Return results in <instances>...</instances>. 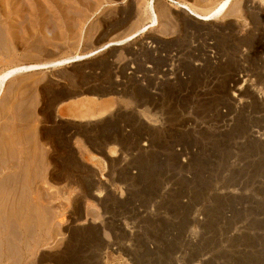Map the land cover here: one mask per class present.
I'll list each match as a JSON object with an SVG mask.
<instances>
[{"label": "rangeland", "instance_id": "374dc122", "mask_svg": "<svg viewBox=\"0 0 264 264\" xmlns=\"http://www.w3.org/2000/svg\"><path fill=\"white\" fill-rule=\"evenodd\" d=\"M222 1L0 0V73L114 42L5 81L0 264H264V0Z\"/></svg>", "mask_w": 264, "mask_h": 264}, {"label": "bare ground", "instance_id": "6f19581e", "mask_svg": "<svg viewBox=\"0 0 264 264\" xmlns=\"http://www.w3.org/2000/svg\"><path fill=\"white\" fill-rule=\"evenodd\" d=\"M199 1V0H198ZM87 2V1H86ZM27 4V3H25ZM75 4V2H74ZM91 4V3H90ZM89 4V5H90ZM6 5V4H5ZM229 5V0H223L222 2H220L218 4V9L216 10V8H211L210 11H207L206 12H198V10H195L194 8L190 7V10L195 14L197 13L199 16H208L209 14L211 16H217L219 14H221L222 12H224L227 7ZM2 6V5H1ZM38 6V5H37ZM87 6V5H86ZM46 7V6H45ZM88 7V6H87ZM91 8V7H90ZM14 10V9H13ZM159 10V9H158ZM157 8L154 6H150V7H147L144 11V19H149L150 22L148 24H143L141 25V27H139V29H137V31H135L133 34H131L128 38H126L125 40L123 41H131V40H134L136 39L138 36H141L143 35L144 33H146L150 28L154 27V26H157L160 24V11L158 12ZM86 11V10H85ZM71 12V11H70ZM200 13H204V14H200ZM73 14V13H72ZM85 14V13H83ZM124 11L121 13V18H120V21H118L119 23H123L125 22L126 20H128V18L131 16V14H127V15H124ZM184 14L190 18V20L186 19V18H183V21L185 23H188L189 25L194 22V23H203L204 21H202V17H192V14L188 13V12H184ZM22 15V14H21ZM87 15V13L85 14ZM141 15V14H140ZM5 16V15H4ZM44 16V15H43ZM142 16V15H141ZM77 17V16H76ZM88 17V16H87ZM182 17V16H181ZM180 17V18H181ZM91 19V18H90ZM86 20V19H85ZM23 22V21H22ZM50 22V21H49ZM193 23V24H194ZM2 24V23H1ZM16 24V23H15ZM192 24V25H193ZM204 26V24H203ZM5 28V27H4ZM93 28V27H92ZM28 31V30H27ZM34 31V30H33ZM70 31V30H69ZM3 32V31H2ZM51 32V31H50ZM45 33V32H44ZM48 33V32H47ZM18 35V34H17ZM25 35V33H24ZM29 36V35H28ZM19 37V36H18ZM76 37V36H75ZM17 38V37H16ZM15 39V37H14ZM57 39V38H56ZM19 41V40H18ZM22 41V40H21ZM20 42V41H19ZM21 44V42H20ZM23 44V43H22ZM21 44V45H22ZM41 44V43H40ZM114 42H107L105 44H103L102 46H99L96 50H93L91 52H88V53H83V54H76V55H72V56H68V57H64V58H60V59H56V60H52V61H44V62H38V63H25V64H20V65H15L13 67H10V68H7L6 70H3L1 73H0V98H1V95L3 94L4 92V89L5 87L4 84H5V81H8L11 77H13L14 75H17L19 73H26V72H30V71H36V70H40V69H45V68H49V67H61V66H65L67 64H70V63H73V62H76V61H83L85 59H88L96 54H98L99 52L107 49L109 46L113 45ZM4 46V45H3ZM29 48V47H28ZM10 50V49H9ZM43 52V51H42ZM215 57V56H214ZM160 60V59H159ZM217 61V60H216ZM229 69V67H228ZM166 71V70H165ZM262 73V72H261ZM264 74V73H263ZM227 75V74H226ZM145 76V75H144ZM227 80L228 81H232L234 82L235 84L233 85L234 87L236 86V83H239L240 82V77H236V68L229 74L227 75ZM143 77V76H142ZM145 78V77H144ZM150 78V77H149ZM148 78V80H149ZM180 78V77H179ZM178 78V79H179ZM225 78V77H224ZM264 78V77H263ZM140 79V78H139ZM176 79V78H175ZM180 80H182V78H180ZM188 80V78H187ZM237 80V81H236ZM141 81V80H140ZM149 81H153V80H149ZM155 81V80H154ZM166 82V81H165ZM231 82V83H232ZM116 88V87H115ZM142 89V88H141ZM144 89H142L143 91ZM146 90V89H145ZM237 90H242V86H239V88H237ZM147 91V90H146ZM234 96H235V99H234V104H236V96H239L240 93H237L236 92V89L234 91ZM2 93V94H1ZM247 93V92H246ZM152 95V94H151ZM248 95V94H247ZM261 99V102L262 104L264 105V100H262V97L259 96ZM181 100V99H180ZM258 101V100H257ZM144 103L146 102L145 100L143 101ZM157 104V103H156ZM233 104V105H234ZM240 105V104H239ZM106 106V105H105ZM238 107V106H237ZM105 108V107H104ZM232 109V108H231ZM145 111L148 110V107L146 109H144ZM234 110V109H233ZM103 110V114L107 111ZM234 112V111H233ZM108 113V112H106ZM101 115V114H100ZM253 117V116H252ZM205 131V130H204ZM144 146H147L144 145ZM147 148V147H145ZM106 153V152H105ZM12 169V168H11ZM14 174V173H13ZM7 175V174H6ZM21 179V178H20ZM98 187V186H97ZM18 189V188H17ZM12 194V193H11ZM5 196V194H4ZM95 196H97V198H100L102 197L101 196V192L99 193H96L95 192ZM1 219V218H0ZM203 219V217H202ZM120 221V220H118ZM126 222V221H125ZM124 225V224H123ZM123 227V226H122ZM189 240H192V236H190V239ZM9 242V241H8Z\"/></svg>", "mask_w": 264, "mask_h": 264}]
</instances>
